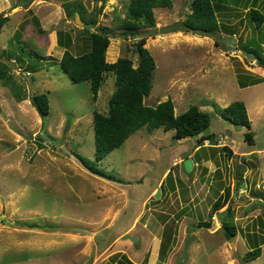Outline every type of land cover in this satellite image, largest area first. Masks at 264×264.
<instances>
[{"label": "rangeland", "instance_id": "1", "mask_svg": "<svg viewBox=\"0 0 264 264\" xmlns=\"http://www.w3.org/2000/svg\"><path fill=\"white\" fill-rule=\"evenodd\" d=\"M238 1L224 2L218 15L235 36L160 33L186 20L192 0L155 9L156 30L111 36L107 62L130 58L135 67L136 43L146 38L157 67L147 106L171 99L176 116L192 105L211 116L210 127L194 138L177 140L174 130L162 128L135 132L99 162L129 183L120 185L89 173L75 157L95 161L93 115L108 114L115 75H107L96 100L89 81L72 83L59 67L65 52L59 33L69 34L70 52L81 55L89 35L74 11L119 34L131 0H0V16L9 19L0 58L16 63L8 70L26 94L17 102L0 82V264H264V82L243 87L264 80V68L241 50L253 45L264 54V28L250 21L251 8L264 14V0ZM38 94L48 96L47 118L31 103ZM236 101L246 104L254 146L245 141L246 128L216 112ZM228 189L232 199L214 212ZM228 207L233 217L226 221L237 229L231 240L220 221ZM258 245L262 255L245 262Z\"/></svg>", "mask_w": 264, "mask_h": 264}, {"label": "trees", "instance_id": "2", "mask_svg": "<svg viewBox=\"0 0 264 264\" xmlns=\"http://www.w3.org/2000/svg\"><path fill=\"white\" fill-rule=\"evenodd\" d=\"M229 1L236 2V6L239 4L238 0H192L190 4L191 11L185 21L178 22L172 27L159 32H184L202 37H212L223 30L230 36H235V29L231 25L224 26L218 16L222 5H224L223 3ZM172 8L173 0H131L128 6V21L120 25L119 29L122 32L119 34H113L108 29L98 26L96 19L87 21L80 8H77L74 14L77 12L82 21L91 24L95 29L97 28L96 31L83 28V31L89 35V40L86 46L87 51L78 56L70 52L73 47L72 37L69 34L59 33L60 46L65 50L59 62V67L72 83L80 84L89 81L93 98L96 100L107 75L114 74L116 79V88L109 101L108 114L95 112L93 115L95 161L79 154L75 155L80 164L94 176L120 185L129 184L121 178L105 172L99 167V162L121 147L135 132L143 128H146L149 134L161 128L165 132L174 130V137L177 140H183L200 136L211 125L210 114L201 110L197 105H192L186 112L176 116L174 102L171 99L160 102L154 107L145 104V98L151 94L157 69L155 58L145 47L146 38H142L136 43L137 67L134 66V62L130 58H120L114 63H109L106 60L111 36L138 38L140 28L145 27L156 30L155 9L171 10ZM250 15V21L255 28L262 30L264 28V14L253 7L250 9ZM8 20V17L0 16V32ZM241 50L256 60L259 67L264 68V54L261 47L247 45ZM38 57L40 58V56ZM42 60H45V58L41 57L39 61ZM0 66H2L0 69L2 86L10 89L17 102L24 101L26 94L23 87L17 83L14 75L8 70L12 68L3 62H0ZM262 82H264L263 79L257 78L243 87L254 86ZM31 103L42 118L49 116L50 103L46 94L33 95ZM216 112L231 124L246 128L248 133L245 135V141L250 146L255 145L254 133L251 132L252 122L243 101L233 102L226 108L217 107ZM208 138L205 137V139ZM226 150L230 151L229 149ZM261 196L260 199L264 200V193ZM231 199L228 189L227 193L215 202L213 211L220 210ZM220 214L224 233L227 239L231 240L237 235V229L232 221H226V217H233V210L228 207ZM199 225V227L211 226L210 223H200ZM262 243L264 244V239H261ZM261 255L262 248L258 245L255 249L246 252L243 258L248 263L258 259Z\"/></svg>", "mask_w": 264, "mask_h": 264}, {"label": "water", "instance_id": "3", "mask_svg": "<svg viewBox=\"0 0 264 264\" xmlns=\"http://www.w3.org/2000/svg\"><path fill=\"white\" fill-rule=\"evenodd\" d=\"M76 23H77V25L82 26V27H84V28H88V29H92V28H93V26H92L91 24H88V23H85L84 21H82L81 16H80L78 13L76 14ZM0 55H2V52H0ZM0 59H1V61H2L3 63L9 65L10 67H12V68H14V69H18V67H17V65H16L15 62L10 61V60H7V59H6L5 57H3V56H2ZM184 168H185L186 172H190V171L192 170V168H193V162H192V160H191L190 158H188V159H186V160L184 161ZM243 188L245 189L246 186H244ZM160 195H161V190H158L157 193H156V195H155V197H156V198H159ZM220 221H221V220H220ZM214 224H216V223H214ZM123 239H125V240H126V239H129V240H132V241L135 242V243L138 242V239H137V238H135V237H133V236H131V235H129V234H125V235L123 236Z\"/></svg>", "mask_w": 264, "mask_h": 264}, {"label": "crops", "instance_id": "4", "mask_svg": "<svg viewBox=\"0 0 264 264\" xmlns=\"http://www.w3.org/2000/svg\"><path fill=\"white\" fill-rule=\"evenodd\" d=\"M194 166V165H193ZM161 186H162V182H160L159 184H158V188L160 187L161 188Z\"/></svg>", "mask_w": 264, "mask_h": 264}]
</instances>
